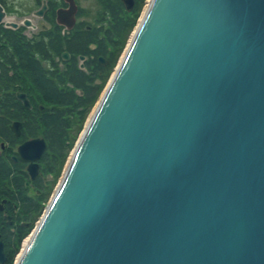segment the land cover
Masks as SVG:
<instances>
[{
    "label": "water",
    "instance_id": "95a60500",
    "mask_svg": "<svg viewBox=\"0 0 264 264\" xmlns=\"http://www.w3.org/2000/svg\"><path fill=\"white\" fill-rule=\"evenodd\" d=\"M15 264H264V0H150Z\"/></svg>",
    "mask_w": 264,
    "mask_h": 264
},
{
    "label": "trees",
    "instance_id": "16d2710c",
    "mask_svg": "<svg viewBox=\"0 0 264 264\" xmlns=\"http://www.w3.org/2000/svg\"><path fill=\"white\" fill-rule=\"evenodd\" d=\"M139 12L140 5L129 22L113 20L111 30L115 31L114 38L98 41L100 54L105 55L106 52L110 54L109 66L100 70L93 69L90 62L87 72L72 68V72L63 74L52 72L49 78L39 67L40 60H35L31 55L29 42L24 37L19 38L11 32L6 34L8 43L4 47L5 52L0 62V143L3 142L12 148L19 141L43 137L47 149L41 157V172L44 175H51V183L59 176L77 135L108 80L113 62L118 59L125 46ZM87 42L89 41L84 40V47ZM107 47L110 48L109 51ZM40 59L43 57L40 56ZM95 80L98 82L96 83ZM66 83L71 84L72 88L67 87ZM27 84H30L31 94L39 98L29 99L32 104L31 109H25L16 100L14 94L16 89L24 88ZM75 90L81 91L82 95L75 93ZM13 121L22 123L19 139L9 129ZM0 170L6 181L12 182L20 190L18 201L23 206V218L28 219L31 215L37 218L48 201L51 192L50 183L44 186L37 180L34 186L38 192L32 199L25 196L22 189L24 178L27 176L22 164L20 166L13 164L9 157L0 158ZM31 228L32 222L27 228L20 227L18 240L25 237Z\"/></svg>",
    "mask_w": 264,
    "mask_h": 264
},
{
    "label": "flooded vegetation",
    "instance_id": "af4514ba",
    "mask_svg": "<svg viewBox=\"0 0 264 264\" xmlns=\"http://www.w3.org/2000/svg\"><path fill=\"white\" fill-rule=\"evenodd\" d=\"M21 1L18 2L17 8L11 9L8 6L9 2L1 0L7 19L0 25V62L5 52L4 47L8 43L5 36L11 32L19 38L24 37L29 42L31 55L35 60H40L39 67L49 78L52 72L63 74L72 72V68L87 72L90 62L93 69H106L110 64V54L109 52L104 53L105 55L100 54L98 41L114 38L115 31L111 30L112 21L119 19L129 22L136 8L143 2V0ZM5 22L14 23L15 26L10 27ZM119 35H122V30ZM84 40L89 41L85 47ZM109 50L110 48L107 47V51ZM39 55L43 59H40ZM14 57L16 60V54ZM95 82L97 83L98 80ZM29 85L16 89L14 94L21 92L27 99H39L31 94ZM66 86L72 88L69 83H66ZM75 93L82 95L79 90H75ZM24 141H19L13 148L0 144V158L7 157L6 151L12 153L9 155L11 160L16 156V161L12 160L13 164L17 166L22 164L25 172L27 163L16 154L17 146ZM40 161L41 158L34 178L30 179L26 176L23 181L24 195L32 199L35 192L34 183L39 180L45 186L52 179L41 172ZM32 192L33 195L30 194ZM19 197L20 190L0 174V259H4L0 264H6L17 249L19 228H27L31 223L30 217L23 218V206L18 201Z\"/></svg>",
    "mask_w": 264,
    "mask_h": 264
},
{
    "label": "rangeland",
    "instance_id": "374dc122",
    "mask_svg": "<svg viewBox=\"0 0 264 264\" xmlns=\"http://www.w3.org/2000/svg\"><path fill=\"white\" fill-rule=\"evenodd\" d=\"M6 2H9V3H8L9 8H11V9H15V8L18 7V2H22V1H21V0H6ZM149 2H150V0H143V2L141 3V5H140V13H139V16H138L137 20L134 22L133 28H132L131 32L129 33V35H128L127 39H126L125 46H124V48L121 50L118 59H116V60L113 62L112 71H111V73H110V75H109V77H108V80L106 81V84H105L104 87H106V85L109 83V81H110L112 75L114 74L115 69L117 68L119 62L121 61V59H122V57H123V55H124V53H125V50H126L128 44H129L130 40H131V37H132V35H133L134 31H135V28L137 27V25H138V23H139V21H140L142 15H143V13H144V10H145V8H146V6H147V4H148ZM1 4H2V3H1ZM10 17H11V16H10ZM103 89H104V88H103ZM102 92H103V90L101 91V93H100L98 99L100 98ZM98 99H97V101H98ZM97 101L95 102V104H94L93 107L91 108V110H90V112H89V114H88V116H87V118H86V120H85V123L88 121V119H89L90 116L92 115V113H93V111H94V109H95V107H96V105H97ZM85 125H86V124H85ZM85 125H83V126L85 127ZM84 127H82L81 131H80L79 134L77 135L74 145H75V144L77 143V141L79 140V138H80V136H81V134H82V132H83V130H84ZM72 149H73V148H72ZM71 152H72V151H70V153L68 154V156H67V158H66L64 164L62 165V167H61V171H60V173H59V176L56 177V179H55L54 182L51 183L52 180H50V182H48V184L50 183L49 187L51 186V192H50V195H49L48 201H49V199L52 197L54 191L56 190V187L58 186V183H59V181H60V179H61V177H62L63 171H64V169H65V167H66V165H67V162H68V160H69V157H70ZM30 194L33 195V192L30 193ZM47 203H48V202H47ZM47 203H46V204H47ZM46 204H45V205H46ZM40 218H41V215H39L37 218L35 217V215H31V216H30V220L33 222L32 226H35V225L37 224V222L39 221ZM27 236H28V235H27ZM25 238H26V237H25ZM22 242H23V240H22L21 242H19V244H18V248H17V252L15 253L14 257H13L11 260L9 259V260L6 262V264H15L17 258L19 257V255H20V253H21L20 249L23 247Z\"/></svg>",
    "mask_w": 264,
    "mask_h": 264
},
{
    "label": "bare ground",
    "instance_id": "6f19581e",
    "mask_svg": "<svg viewBox=\"0 0 264 264\" xmlns=\"http://www.w3.org/2000/svg\"><path fill=\"white\" fill-rule=\"evenodd\" d=\"M148 4H149V3H148ZM148 4H147V6H146V8H145L144 12L147 10Z\"/></svg>",
    "mask_w": 264,
    "mask_h": 264
}]
</instances>
